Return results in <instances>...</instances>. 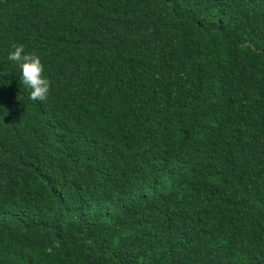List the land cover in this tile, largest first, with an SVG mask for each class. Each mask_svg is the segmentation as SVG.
Returning <instances> with one entry per match:
<instances>
[{"label": "trees", "instance_id": "trees-1", "mask_svg": "<svg viewBox=\"0 0 264 264\" xmlns=\"http://www.w3.org/2000/svg\"><path fill=\"white\" fill-rule=\"evenodd\" d=\"M0 264H264V0H0Z\"/></svg>", "mask_w": 264, "mask_h": 264}, {"label": "clouds", "instance_id": "clouds-1", "mask_svg": "<svg viewBox=\"0 0 264 264\" xmlns=\"http://www.w3.org/2000/svg\"><path fill=\"white\" fill-rule=\"evenodd\" d=\"M7 59L20 69V84L30 90V99L47 100L51 81L44 75L45 69L39 55L27 52L23 44L14 43Z\"/></svg>", "mask_w": 264, "mask_h": 264}]
</instances>
